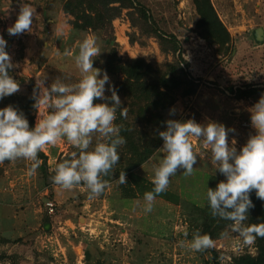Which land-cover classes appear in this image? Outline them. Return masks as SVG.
Masks as SVG:
<instances>
[{
  "label": "rangeland",
  "instance_id": "obj_1",
  "mask_svg": "<svg viewBox=\"0 0 264 264\" xmlns=\"http://www.w3.org/2000/svg\"><path fill=\"white\" fill-rule=\"evenodd\" d=\"M140 1L150 8L161 28L177 35L189 63L188 72L197 83L195 93L188 96L177 89L176 101L163 111L164 121L174 107L171 118L222 122L235 129L229 136L235 137L239 150L255 132L248 108L264 93V37L258 33L264 27V0H212L234 36L231 48L235 50L230 54L216 53L195 33L197 13L192 0ZM89 2L0 0V35L15 65L11 70L19 82L16 93L32 95L30 81L35 84L37 78L44 79L46 86L56 79L76 82L80 72L74 56L88 34L95 35L101 50L94 67L101 68L100 62L111 47L125 58L143 57L155 67L163 68L176 60L175 54L161 50L153 34L143 31L145 26L131 23L127 9L113 20L112 28L106 27L101 33L76 27L75 20L79 22L84 12L98 14L97 7ZM22 4L35 9L32 26L28 32L9 36L6 28ZM133 15L137 18L135 12ZM252 30L260 38L255 39ZM109 78L114 86L116 77ZM249 85L263 90L251 98L238 99L230 89ZM105 95H110L107 84ZM43 113V109L33 111V125ZM194 145L200 156L192 174L184 175L183 169H177L169 178L167 192L155 196L150 212L143 210V194L153 187L151 162L148 158L141 164L144 168L139 165L128 173L125 170L131 157L126 149L104 191L91 199L83 185L64 189L50 181L57 159L76 151L64 138L45 146L47 164L44 167L39 160L34 172H29L32 162L23 158L0 162V264H86L87 248L101 264H214L215 260L230 264L233 255L255 254L256 238L244 245L235 234L220 235L229 231L230 222L210 214L204 193L207 186L214 188L225 177L218 171L213 173L210 148L199 141ZM150 157L158 159L159 149ZM120 170L125 172V184L118 182ZM48 198L57 203L55 214L47 212ZM205 224L210 226L212 247L190 251L180 246V241H190Z\"/></svg>",
  "mask_w": 264,
  "mask_h": 264
},
{
  "label": "clouds",
  "instance_id": "obj_2",
  "mask_svg": "<svg viewBox=\"0 0 264 264\" xmlns=\"http://www.w3.org/2000/svg\"><path fill=\"white\" fill-rule=\"evenodd\" d=\"M34 12V8L22 4L16 19L6 28L8 35L28 32ZM6 45L4 36L0 35V98L19 90V82L8 72L15 65ZM100 52L95 35H85L74 56L80 72L76 82L56 79L46 86L44 79H36L33 107L43 109L44 113L33 126H29L23 111L12 104L0 107V162L23 158L32 162L29 172H34L40 164L38 152L64 138L76 151L55 165L50 181L64 189L82 183L90 199L104 191L103 177L119 161L117 148L125 143L120 135L121 126L114 123L117 109L121 117H126L127 111L121 107L120 97L107 72L93 66ZM106 84L108 96L105 95ZM94 99L99 102L94 103ZM175 111L174 107L169 109L170 118L156 133L162 145L158 159L153 161L149 157L153 187L143 194V210H152L155 196L167 188L169 178L177 169H183L184 175L192 174L200 156L194 141H199L203 147L210 148L213 173L218 171L225 177L214 188L207 186L204 193L210 214L230 222L229 231L220 235L235 234L244 245L252 244L256 237H264V221L247 223L249 209L254 207L250 193L254 191L255 196L264 201V93L248 108L255 132L249 134L239 150L235 137L229 136L235 132L231 126L211 119L200 123L193 118H171ZM117 179L120 184L127 183L124 171ZM179 243L190 251H201L212 247L214 241L209 234L196 230L190 241Z\"/></svg>",
  "mask_w": 264,
  "mask_h": 264
},
{
  "label": "trees",
  "instance_id": "obj_3",
  "mask_svg": "<svg viewBox=\"0 0 264 264\" xmlns=\"http://www.w3.org/2000/svg\"><path fill=\"white\" fill-rule=\"evenodd\" d=\"M93 7H97V15L84 12L81 20L75 25L78 28L89 29L101 33L103 29L112 28L113 20L118 17L124 9H127L133 25L139 23L144 27L143 31L153 34L159 41L161 50L164 53L172 52L177 57L175 61L165 64L163 68L155 67L143 57L125 58L118 54L115 47H111L100 62L99 67L105 70L109 76L116 77L114 88L121 100V107L127 111L126 117H121L117 109L114 123L120 125V135L124 137L125 143L118 146L119 156L126 152L130 153L131 161L125 171H129L144 163L162 144V139L156 134L163 129L164 113L176 101L175 92L182 89L183 96L194 94L197 83L188 72L189 63L185 60L181 43L176 34L168 33L158 24L156 17L150 8L140 0H89ZM197 13L194 31L209 46L215 48L216 53H232L234 36L221 19L212 0H192ZM134 11L137 18L134 17ZM114 38L111 39L113 41ZM11 41V40H10ZM134 41V38L131 39ZM99 62V61H98ZM12 76V70H8ZM169 74V77L167 76ZM169 81L171 83H169ZM34 83L30 81V88ZM238 99H246L255 96L263 88L255 85L246 87H230ZM5 106L12 104L25 114L29 126H33L32 95L13 93L0 98ZM126 149L125 152H123ZM70 153L57 159V163L68 158ZM38 158L43 166L47 164L48 156L45 152H38ZM117 164V163H116ZM116 170L113 169L103 179L107 182ZM120 170L118 173H120ZM54 175V170L51 172ZM132 175V174H131ZM78 185H83L78 184ZM84 186V185H83ZM88 192V190L86 191ZM165 192H167L165 190ZM89 193V192H88ZM162 193V192H161ZM250 199L254 207L249 209V220L247 223L264 221V201L255 196L254 191L250 193ZM218 218V217H217ZM219 219V218H218ZM221 220V219H220ZM225 221V220H222ZM229 222V221H226ZM47 223V222H46ZM210 226L205 224L200 230L201 233H210ZM256 253L241 252L233 255L230 264H264V237H256ZM86 264H101L94 260L91 251L85 250ZM214 258L216 255L214 254ZM214 264H222L215 260Z\"/></svg>",
  "mask_w": 264,
  "mask_h": 264
},
{
  "label": "built area",
  "instance_id": "obj_4",
  "mask_svg": "<svg viewBox=\"0 0 264 264\" xmlns=\"http://www.w3.org/2000/svg\"><path fill=\"white\" fill-rule=\"evenodd\" d=\"M45 207L47 209V212L52 215L55 214L57 203L55 202V200L48 198L45 202Z\"/></svg>",
  "mask_w": 264,
  "mask_h": 264
},
{
  "label": "crops",
  "instance_id": "obj_5",
  "mask_svg": "<svg viewBox=\"0 0 264 264\" xmlns=\"http://www.w3.org/2000/svg\"><path fill=\"white\" fill-rule=\"evenodd\" d=\"M220 17L222 18V16H220ZM222 20H223V19H222ZM223 22H224V20H223ZM224 23H225V22H224ZM225 24H226V23H225ZM226 26H227V25H226ZM227 27H228V26H227ZM262 28H263V30H264V27H262ZM228 29H229V28H228ZM248 29H249V28H248ZM248 31H251V29L248 30ZM230 32H231V31H230ZM255 32H256V31L252 30V34L255 35V37H256L255 39H258V36H256ZM231 33H232V32H231ZM244 34H245V32H244ZM244 34H242V35H244ZM232 35H233V34H232ZM236 49H238V46H236Z\"/></svg>",
  "mask_w": 264,
  "mask_h": 264
},
{
  "label": "water",
  "instance_id": "obj_6",
  "mask_svg": "<svg viewBox=\"0 0 264 264\" xmlns=\"http://www.w3.org/2000/svg\"><path fill=\"white\" fill-rule=\"evenodd\" d=\"M258 33L260 34L261 38L264 37V30H263L262 27L258 29ZM262 35H263V36H262ZM257 36H258V38H260V36H259L258 34H257Z\"/></svg>",
  "mask_w": 264,
  "mask_h": 264
}]
</instances>
